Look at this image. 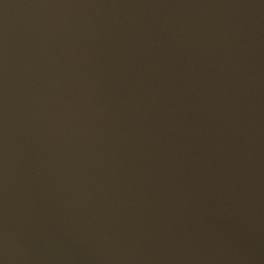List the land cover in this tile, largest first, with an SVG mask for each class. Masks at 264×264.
I'll list each match as a JSON object with an SVG mask.
<instances>
[{
	"label": "water",
	"instance_id": "1",
	"mask_svg": "<svg viewBox=\"0 0 264 264\" xmlns=\"http://www.w3.org/2000/svg\"><path fill=\"white\" fill-rule=\"evenodd\" d=\"M0 264H264V0H0Z\"/></svg>",
	"mask_w": 264,
	"mask_h": 264
}]
</instances>
